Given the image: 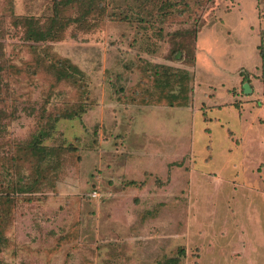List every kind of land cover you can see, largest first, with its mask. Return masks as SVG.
<instances>
[{"label": "rangeland", "instance_id": "obj_1", "mask_svg": "<svg viewBox=\"0 0 264 264\" xmlns=\"http://www.w3.org/2000/svg\"><path fill=\"white\" fill-rule=\"evenodd\" d=\"M55 1L0 0V264H264V0H97L26 41Z\"/></svg>", "mask_w": 264, "mask_h": 264}, {"label": "trees", "instance_id": "obj_2", "mask_svg": "<svg viewBox=\"0 0 264 264\" xmlns=\"http://www.w3.org/2000/svg\"><path fill=\"white\" fill-rule=\"evenodd\" d=\"M96 1L97 0H56L54 4V13L53 18L50 21V24L48 26V29H43L42 26H40L35 19L33 18H27L23 19L20 24L24 25L26 28L25 34H26V41L31 43H45L53 41L55 38L57 39L58 34L67 27V25H71L72 22L79 23L81 27H85V30H91L94 29L98 25V21L102 20V18L98 17V19H95V22L93 26L89 25V20L92 17H94L97 14L96 9ZM78 8L79 9V16L78 17H70L69 15H66L64 12L68 8ZM184 10H181L180 12H183ZM144 19H140V22H142ZM151 19H147L145 22H149ZM20 21V19H19ZM151 22V21H150ZM262 37V43L260 45L261 49V55L264 59V33H261ZM37 52V49L40 47H35ZM46 55H49L47 51ZM177 56V57H181ZM37 56L36 58H38ZM41 57V56H40ZM180 60V59H179ZM154 80L153 83L155 86H157V97L158 101L161 102L163 99L166 100H172V103L170 104L171 107H185L187 105V102L189 100L188 98V87H189V72L187 69L182 68H175L168 65H154ZM76 74L81 75L82 73L80 70L75 71ZM1 77V75H0ZM76 75L74 73H66L62 71L61 75H59L58 79L64 78L68 79L70 81H77ZM1 81V79H0ZM1 87V85H0ZM81 109H83V105L80 106ZM86 111V109L84 108ZM84 112V111H83ZM81 114V113H80ZM41 137L37 138L35 141L33 147L35 146L37 149H41ZM134 184V182L132 183ZM170 264H178L176 259H170Z\"/></svg>", "mask_w": 264, "mask_h": 264}]
</instances>
